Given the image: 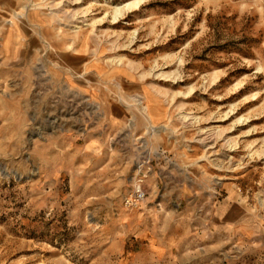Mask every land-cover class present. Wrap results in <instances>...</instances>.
Masks as SVG:
<instances>
[{
  "label": "rangeland",
  "instance_id": "obj_1",
  "mask_svg": "<svg viewBox=\"0 0 264 264\" xmlns=\"http://www.w3.org/2000/svg\"><path fill=\"white\" fill-rule=\"evenodd\" d=\"M134 1L0 0V264H264V0Z\"/></svg>",
  "mask_w": 264,
  "mask_h": 264
},
{
  "label": "built area",
  "instance_id": "obj_2",
  "mask_svg": "<svg viewBox=\"0 0 264 264\" xmlns=\"http://www.w3.org/2000/svg\"><path fill=\"white\" fill-rule=\"evenodd\" d=\"M145 199L146 191L143 189L142 182L139 181L138 183H136L132 195L129 197V199H127L126 202L129 207L135 208Z\"/></svg>",
  "mask_w": 264,
  "mask_h": 264
},
{
  "label": "bare ground",
  "instance_id": "obj_3",
  "mask_svg": "<svg viewBox=\"0 0 264 264\" xmlns=\"http://www.w3.org/2000/svg\"><path fill=\"white\" fill-rule=\"evenodd\" d=\"M140 6V1H134L133 2H129V3H126L125 5H122V6H118L114 9L115 13H116V17L115 19H118L120 17L123 16V13L125 11H132V10H136L138 9Z\"/></svg>",
  "mask_w": 264,
  "mask_h": 264
}]
</instances>
